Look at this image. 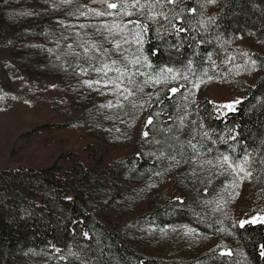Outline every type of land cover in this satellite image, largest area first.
<instances>
[{
	"label": "trees",
	"instance_id": "16d2710c",
	"mask_svg": "<svg viewBox=\"0 0 264 264\" xmlns=\"http://www.w3.org/2000/svg\"><path fill=\"white\" fill-rule=\"evenodd\" d=\"M5 3L6 0H0V7ZM89 4L107 9L99 0H91ZM193 8L194 13L189 11ZM156 9L163 11L168 20L142 21L149 30L144 33L141 46L142 55L148 57L156 70L167 65L189 68L196 76H203L223 61L227 51L238 62L244 61L241 47L233 45L239 37L255 35L264 43V0H214L211 3L209 0H176L174 5L165 3ZM169 21L187 31L177 34ZM46 29L31 26L32 34L22 40L21 46L29 57L49 50L39 38L46 34ZM157 29H160L159 34ZM154 49L157 50L155 55L152 54ZM252 57L264 69V55L253 53ZM73 60L76 59L69 58L70 62ZM36 81L46 89L55 87L49 80L36 78ZM26 89L23 85L20 91L23 93ZM158 93L146 110L147 117L154 116L153 126L144 127L149 136L141 137L132 152L112 157L105 148L91 143L82 148L81 154L77 152V157L75 152L55 150L57 156L46 164L0 170V264H264V256H261L264 224L259 222L240 227L237 220H224L241 248V253L232 255L213 250L193 260L171 261L145 256L127 244L131 234L141 226L186 224L204 234H217L219 224L195 207L194 199L212 197L218 181L208 184L202 177L193 180L187 169L190 164H198L200 168L208 159L215 162L222 154L233 158L245 153L250 156L248 170L252 176L249 181L256 189L257 201L264 204V164L260 163L264 160V76L245 86L235 110L218 108L222 105L203 97L192 114L185 108L179 92L173 96L165 88ZM158 112L161 115L155 116ZM185 112L187 132L177 133L176 118ZM169 116L173 120L170 121ZM191 121H196L197 125L193 126ZM169 124L173 132L159 130ZM200 124L209 133V138L203 140V155L197 163H181L179 168L182 169L171 172L168 169L173 162L168 157L176 155L177 159H182L178 155L180 143L174 137L179 135L181 141L187 140L193 128ZM196 140H200L199 135ZM208 148L212 151L208 152ZM183 152L186 156L192 154L187 145ZM147 180L152 181L154 187L146 200V208L126 220L119 229L98 220L91 211L97 205H112L125 188ZM173 190L177 194L169 199ZM241 207L238 204V210Z\"/></svg>",
	"mask_w": 264,
	"mask_h": 264
},
{
	"label": "rangeland",
	"instance_id": "374dc122",
	"mask_svg": "<svg viewBox=\"0 0 264 264\" xmlns=\"http://www.w3.org/2000/svg\"><path fill=\"white\" fill-rule=\"evenodd\" d=\"M90 1L71 0V3L62 4L61 0H7L0 7V170L46 164L57 156L55 150L75 152L74 156L77 157L82 148L91 143L105 148L109 156L119 157L137 148L148 119L147 107L159 90L179 88L185 108L194 114L193 109L201 98L209 97L220 105L229 104L241 99L245 86L264 76V69L258 64L252 70V65L246 63L249 58L254 60L253 53L264 55V43L257 36L250 35L239 37L233 43L241 47L243 55L248 54L244 55L243 62H238L227 51L223 61L203 76H196L189 68L171 67L179 72L180 78H169L167 85H144L143 92L129 85L136 94L127 100L118 91L110 90L113 87L111 84L108 88L101 84L99 90L89 88L82 83L83 80L101 77L91 70L87 75L78 74L81 67L91 69L96 65V61L89 60L83 48L78 45L89 40L102 41L101 33L107 35L102 27L105 23H127L129 19L148 20L146 16L139 15L95 16L88 13L87 9H119L101 10L90 6ZM127 2L131 3L132 0ZM81 11L87 14L82 16L79 14ZM162 18L157 17V21ZM81 24L86 27L80 28ZM36 25L47 28L46 34L39 38L49 50L43 53L38 51L41 55L32 54L29 57L21 44L22 40L32 34L30 27ZM69 45L73 47L70 49ZM103 47L110 50L112 59L120 58L112 52L110 43L104 42ZM123 47L129 49L127 55L130 59L140 55L135 43ZM90 54L100 55L95 52ZM69 58L76 60L70 62ZM236 65L242 67L237 69ZM132 70L135 71V68ZM141 70L149 71L144 68ZM109 75L114 76L115 73ZM184 75L188 76L187 80L182 78ZM36 78L49 80L55 87L46 89ZM135 79L139 82L144 77L137 76ZM199 80L205 83L200 84L199 88H193V83ZM23 85L27 89L22 93L20 88ZM148 93H152L151 97ZM145 101L148 103L145 104ZM109 102L114 106L101 107ZM226 168V165L222 169L213 162V165L204 163L200 168L198 164H190L187 169L193 175V180L202 177L208 184L218 181L212 197L196 196L194 199V206L219 224L217 234H204L186 224L141 226L127 240L129 247L145 256L171 261L193 260L213 250L241 253L235 236L223 222L230 219L239 223L257 215L264 216V204L257 201L256 189L249 178L241 180L234 177L230 170L225 171ZM180 169L176 166L168 170L174 172ZM221 172L224 174L221 175ZM233 183L238 187L234 188ZM153 187L154 183L149 180L131 184L112 205H97L91 211L98 220L113 229H119L126 220L146 208V200ZM176 194L173 190L169 199ZM238 204L242 205L241 210H238ZM189 228L195 231L187 232Z\"/></svg>",
	"mask_w": 264,
	"mask_h": 264
},
{
	"label": "snow or ice",
	"instance_id": "6c2138e0",
	"mask_svg": "<svg viewBox=\"0 0 264 264\" xmlns=\"http://www.w3.org/2000/svg\"><path fill=\"white\" fill-rule=\"evenodd\" d=\"M7 2V0H6ZM96 2V0H94ZM100 3H105L107 5V9L110 10H117L119 11H99L97 9L88 8L87 12L94 14L95 16H128L131 17L133 15H139V16H146V18L149 21H156L157 17H163L166 21L168 20V16L163 11H156V8L163 7L164 4H175L176 0H132L131 3H128L127 0H121L119 3H111L108 2V0H99ZM209 2H214V0H209ZM62 4L71 3V0H61ZM134 10V11H133ZM190 12H196V9H189ZM80 15H86L87 13L81 11L79 13ZM177 19H180L177 17ZM62 23V22H61ZM171 27L175 32L181 33L187 31L186 28L180 26L177 23H172ZM129 25H132V28H129ZM80 28L86 27V25L81 24L79 25ZM104 31L107 33V35L103 36L102 41H96V40H89L84 43H80L78 46L83 48L85 56L89 60L96 61V65L92 66L91 69L89 68H83L81 67L79 69L78 74L79 75H87L89 70L96 72L100 75V79L96 80H83L82 83L89 87L94 88V90H99V86L103 84L105 88H108V86L111 84L113 87L112 91H118L120 95L123 96L125 100L129 98V96H134L136 94V91L143 92L144 85L148 86H156V85H167L169 83V78L171 80H177L180 78L179 72L171 67H168L167 65L161 67L158 71L154 68L151 61L148 59L147 56L142 55V44L144 42L143 35L149 30V27L147 24L143 23L140 19H129L127 23H121L119 21H113L111 24L105 23L103 26ZM157 32L159 34L160 29H157ZM165 34H167V30L165 29ZM77 35H79L77 33ZM67 39V38H65ZM108 42L112 45V52H115L120 58L119 59H112L111 53L108 48L103 47V43ZM131 43H135L137 46V50L141 53V55L135 56L134 58H129L127 55V52L129 49L124 48V45H129ZM73 46L69 45V48L71 49ZM157 50H153V55H155ZM95 52L99 53V56L91 55L90 53ZM74 55H79L78 53H74ZM244 55L248 56L247 53ZM191 63V62H189ZM246 63H250L252 65V70L255 69L257 65L256 60H252L249 58ZM133 67L135 68V71H133ZM241 65H236V68H241ZM141 68L150 70V71H142ZM110 73H115L114 76H110ZM144 77L142 81H137L135 77ZM183 79L187 80L188 76L184 75L182 77ZM208 79H212V77H209ZM205 83L204 80H199L198 82L193 83V88H199L200 84ZM129 85H132L135 87L136 91H133L132 88L129 87ZM183 87V85H181ZM170 93L174 96L177 92L180 91L179 88L172 87L169 89ZM190 95L192 93H189ZM152 93H148V96L151 97ZM156 95L158 96L159 93L157 92ZM185 99H187V96H185ZM195 101H193L194 103ZM241 101L239 99L222 106H217L218 108L224 107L228 108L229 110H235V105L239 104ZM145 104L148 103V101L144 102ZM119 104V101H118ZM114 105L109 102L107 105H102L101 107H113ZM134 108L136 107L135 104L132 105ZM150 106V105H149ZM161 113H156L155 116H160ZM187 117V113L183 116H178L176 119L178 120V125L175 129L177 133H186L187 132V125L185 123ZM168 119L171 121L173 120L172 116H169ZM153 120L154 116L149 115L148 119L145 121L144 127L147 129L150 126H153ZM191 124L193 126L197 125L196 121H191ZM204 126L200 124L198 128H193V134L190 136L189 139L181 141L180 136L177 135L174 138L177 140L178 143H180L181 151L178 153L179 156L182 157V159H177L176 155H171L168 157L169 160H171L173 163L169 165V168L179 166L181 163L188 164L189 161L192 163H197L199 158L203 155V152L201 149L204 148L203 140L209 138V133L206 130H203ZM160 131H166V132H173V127L171 124L166 129H159ZM200 136V140H196L197 136ZM142 136L147 138L149 136L148 131H144L142 133ZM232 140L236 139V136H230L229 137ZM196 141V142H193ZM184 145H187L189 149H191V155L186 156L183 152ZM208 152H211L212 149L208 148ZM235 151V149H233ZM139 155V153H138ZM161 156L164 155V153L160 154ZM204 163H207L209 165H213V160L208 159L205 160ZM251 163L250 156L245 153L242 157H236L233 158L230 154H222L220 156H217L215 158V164L218 165L220 168H224L226 165L227 168L225 171L230 170L231 173L234 175V177H237L241 180L248 179L252 176V172L248 170L249 165ZM260 163L264 164V160H261ZM215 166V165H214ZM193 172H195V169H193ZM221 175L224 173L221 172ZM242 174V175H241ZM156 175H160V173H156ZM233 187H238L235 183H233ZM238 195V193H237ZM67 199H71V197H67ZM262 223L264 224V216H254L251 217L248 220H241L239 221L240 227H244L248 223ZM194 229H187V232H194ZM85 237L88 236L87 233L84 234ZM57 252H59V249H56ZM222 255H232L231 251L228 250L226 252H222ZM261 256H264V245H261ZM61 259H64V257H61Z\"/></svg>",
	"mask_w": 264,
	"mask_h": 264
}]
</instances>
